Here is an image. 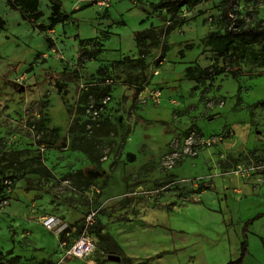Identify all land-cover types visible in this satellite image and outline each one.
<instances>
[{
	"label": "rangeland",
	"instance_id": "1",
	"mask_svg": "<svg viewBox=\"0 0 264 264\" xmlns=\"http://www.w3.org/2000/svg\"><path fill=\"white\" fill-rule=\"evenodd\" d=\"M159 1L62 0L71 19L41 32L0 0V264H225L245 238L244 264H264V36L218 59L207 38L263 28L264 0L174 17ZM77 33L84 64L63 95L44 76L76 69ZM83 232L94 250L68 255Z\"/></svg>",
	"mask_w": 264,
	"mask_h": 264
},
{
	"label": "trees",
	"instance_id": "2",
	"mask_svg": "<svg viewBox=\"0 0 264 264\" xmlns=\"http://www.w3.org/2000/svg\"><path fill=\"white\" fill-rule=\"evenodd\" d=\"M51 5V13L48 17L49 25H46L43 21L39 22L41 18L44 16L43 11L41 10V0H5L6 4L14 10H18L20 12L21 18L25 21L30 22L32 26L37 28L41 32H45L59 23H65L71 19L70 13H67L64 10L62 0H48ZM192 0H160L158 3H153L151 6L154 8L160 7L165 8L167 13L170 14L171 17H174L179 10L184 6L191 2ZM239 0H226V5L224 8V15L229 16V14L233 11L234 7L238 3ZM6 26V20L0 16V30L4 29ZM146 31H136L135 35L137 38L142 36ZM258 35L264 36V27H247V28H237L236 26L228 27L223 33L212 32L210 33L207 38L211 41L213 40H220V47L216 52V59L220 58L221 56H225L229 53L230 49L233 48V42L239 38L242 43L246 45L248 43V37H256ZM75 39L78 40L79 50H78V58H77V66L75 70H68L63 69L60 72H56L54 70L49 71L45 74V80H54V83L57 87V90L61 94H68L66 87L69 82H72L78 78V70L84 64V44L87 41L84 38H81L80 35L77 33L75 35ZM46 41L50 42L48 39ZM139 42V41H138ZM133 62L136 63H143V59L136 58ZM20 66V65H19ZM224 69H221L220 72H223ZM207 72V69L206 71ZM197 80H200V76H193ZM7 180V179H6ZM11 180V179H9ZM2 189L5 186L2 184L0 185ZM209 188V187H207ZM262 213L255 216V218H260ZM254 219H249L248 224L253 222ZM246 237V233H244ZM248 253V243L246 238L241 243V250L240 255L233 260H229L225 264H244L245 256ZM158 255V254H157ZM148 261V260H146ZM145 261V262H146Z\"/></svg>",
	"mask_w": 264,
	"mask_h": 264
},
{
	"label": "built area",
	"instance_id": "3",
	"mask_svg": "<svg viewBox=\"0 0 264 264\" xmlns=\"http://www.w3.org/2000/svg\"><path fill=\"white\" fill-rule=\"evenodd\" d=\"M96 5H98L101 9L109 8L113 2V0H95ZM133 2H137V0H133ZM156 97L160 96V92L157 91L155 93ZM109 95L105 96V98L102 100V103L98 106L91 105V111L93 113L94 117H97L100 113V110L103 107V104L106 103V101L109 99ZM206 144L211 145L215 140H206L204 141ZM7 181V180H6ZM95 216L96 211H91L88 213L86 217V229L93 225L95 222ZM57 222H60L58 218L55 217H47L44 220V225L46 226H52L55 225ZM59 224V223H58ZM57 225V224H56ZM66 244L63 242V245ZM94 250V238L92 235H90L88 232H83L82 235L71 245V247L67 250L68 255L77 257V258H84L89 256L92 251Z\"/></svg>",
	"mask_w": 264,
	"mask_h": 264
},
{
	"label": "crops",
	"instance_id": "4",
	"mask_svg": "<svg viewBox=\"0 0 264 264\" xmlns=\"http://www.w3.org/2000/svg\"><path fill=\"white\" fill-rule=\"evenodd\" d=\"M41 2H42V0H41ZM10 8V7H9ZM11 9V8H10ZM51 9V8H50ZM12 10H14V9H12ZM14 11H16L19 15H20V12L18 11V10H14ZM142 13L144 14V15H148V14H146V12H143L142 11ZM20 17H21V15H20ZM22 19V18H21ZM149 25L147 24V22H145V23H143V29H145L146 27H148ZM81 38H84V37H82L81 36ZM77 40V39H76ZM128 155L130 156V158L132 159V160H134L135 159V156H134V154L133 153H128ZM206 190H207V188H205V189H203L202 190V192H201V194H205L206 193Z\"/></svg>",
	"mask_w": 264,
	"mask_h": 264
},
{
	"label": "water",
	"instance_id": "5",
	"mask_svg": "<svg viewBox=\"0 0 264 264\" xmlns=\"http://www.w3.org/2000/svg\"><path fill=\"white\" fill-rule=\"evenodd\" d=\"M109 258L110 259H113V260H116V261H119L120 260V257L119 256H116V255H110Z\"/></svg>",
	"mask_w": 264,
	"mask_h": 264
}]
</instances>
